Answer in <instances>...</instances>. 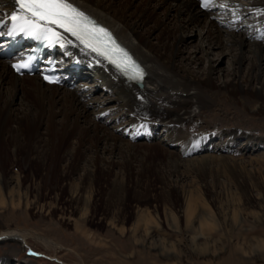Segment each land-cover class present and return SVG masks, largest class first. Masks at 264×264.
<instances>
[{"label": "bare ground", "instance_id": "obj_1", "mask_svg": "<svg viewBox=\"0 0 264 264\" xmlns=\"http://www.w3.org/2000/svg\"><path fill=\"white\" fill-rule=\"evenodd\" d=\"M68 2L107 26L126 46L132 56L143 65L146 71L145 78L132 80L128 75L123 76L105 59L86 48L70 33L56 26L52 27L59 33L56 41L59 44V55H63L66 59V63L62 64V69L65 70L67 76L72 77L70 81L73 82L71 83H77L80 89H66L71 86L70 83L64 86L50 85L38 75L20 76L12 70L10 59L0 57V153L1 150L6 151L7 157L10 158V164H8L10 168L16 169L20 166L21 149L24 148L23 143L27 141L28 135H38L37 145L32 144V147L30 145V149H28L26 163L45 171L52 155L50 154L52 142L55 137H59L62 142V146H60L62 147V157H60L58 179L65 182L67 178H71L72 173L84 171L81 176L80 189L69 197V202L74 210L79 208L82 210L81 206L84 202V212L88 213L93 197L85 198V188L89 186L94 191V178L98 162L101 164L99 166H102L104 170L107 169L106 172L113 176V186L110 191H115L119 187H124L122 182L116 183L120 178L114 171L115 167L120 168L121 163L124 162L121 161L123 158L129 159L140 154L144 158L158 156L159 171L165 175L169 174L171 177H178L185 168L191 167L192 163H208L209 160L226 163L227 160L228 164L230 159L235 161L234 158L225 154L232 150V144L236 142L237 137L242 136V132L237 128L224 135L218 134L222 138V144L212 143L213 136L205 134L209 130L205 133L200 132L194 136L197 137L194 139L189 131L196 130L197 117L202 118L205 114L207 117H215L216 110L204 113L206 109L212 108L215 104L221 103L233 110L232 106L239 105L246 108L249 113H264V78L260 73V62L264 59V36L262 38L259 36L260 30H264V17L256 19L261 22L259 24L261 27L259 26L257 32H254L251 26L249 29L234 33L231 30L239 27L235 21L242 14V10H239L237 2L234 1L223 0L219 1V6L217 5L219 9H231V16L229 15L228 19H226L227 13L221 14L217 12L218 9L211 11V7H209L203 10L199 5V0H68ZM251 8L252 11L262 14L264 0L254 1L251 3ZM16 10H18V5L14 3V0H0V20ZM171 16L179 19V23L173 26L170 23ZM182 28L190 32L201 28L205 31L204 35L209 44L217 48L226 37H229L233 47L239 50L236 56L239 66L242 65L243 50L246 48H249L250 52L254 54L257 63L252 64L248 75L241 77L237 72H234V77L231 80L218 84L213 76L216 71V66L213 63L210 64L208 71L201 76L200 72L198 73L191 67V57L189 61L182 57L183 40L178 34ZM189 39L192 40V38ZM89 78L94 79V89L86 82ZM254 81L259 84L258 87L253 86ZM97 89L105 91L106 98L92 97ZM17 100L22 105L15 109L14 105ZM254 101L258 105L249 107V102ZM236 106L235 108H238ZM91 109L94 111L92 112ZM111 110L116 114L110 119L112 126L98 123L97 120L100 118L111 116ZM93 116L94 118H92ZM42 127L45 132H42ZM183 128H185V132H182ZM154 130L162 131L161 136H166V142H151L160 137L159 134H155ZM201 134L205 135L198 137ZM141 140L144 141L141 142ZM86 141H91L90 146H86ZM135 141L138 143H133ZM258 144L263 145V141H259ZM60 147L57 149H61ZM173 147H180L184 154L180 155L179 151L172 150ZM213 150L219 152V157L200 155ZM79 151L82 152V156L77 161ZM192 154H199L203 158L200 159L197 156L186 161L182 160L184 155ZM56 163L55 161V165ZM232 164L234 163L232 162ZM4 166L6 164H0L1 206L5 205L9 197L12 204L16 200V195L20 198L19 191L10 190L7 192L10 181L16 180L20 185L24 180L23 172L18 173L16 178L9 177L7 168ZM41 174L43 173L41 172ZM122 174L124 175V173ZM29 178L34 180L35 175L31 174ZM39 178H42V175ZM170 180L167 179L165 182L173 185ZM39 186L34 188L35 200L40 198ZM111 194L112 196L110 195L105 203L106 210L102 214L101 220L124 235L127 229L116 223V219L121 218L116 214L121 212L120 202L118 203L116 196ZM21 200L23 201V199ZM183 202L186 207V211L183 213L186 225L194 230L192 217L195 205L186 196ZM145 214L138 211L134 228L127 230L134 235V241L140 243L144 241V238L151 237L156 229L161 228L158 224L159 221L154 220L151 213V216L148 215L153 220L147 219ZM63 215L61 218L64 221L74 219H72L71 213L63 212ZM178 218L173 216L174 223H179ZM206 222L207 220L201 217L200 230L208 224ZM154 228L156 229L154 230ZM76 229L81 230L83 235L86 233V229L81 227L78 222ZM140 229L144 231L143 236L137 234ZM30 234L20 229H3L0 231V243L14 241L24 247L25 243L30 245ZM90 239L91 242L97 244L96 238ZM160 241L165 243L164 239H160ZM43 243L49 250L56 251L57 258H59V249L54 242L44 239ZM151 244L154 247L157 246L156 241ZM97 245L106 248L108 242L99 240ZM13 256L15 255L12 253L4 254V257L0 258V264H10Z\"/></svg>", "mask_w": 264, "mask_h": 264}, {"label": "rangeland", "instance_id": "obj_2", "mask_svg": "<svg viewBox=\"0 0 264 264\" xmlns=\"http://www.w3.org/2000/svg\"><path fill=\"white\" fill-rule=\"evenodd\" d=\"M226 1L237 2L239 10H242L240 18L235 21L239 27L237 26L231 31L239 33L251 26L254 32L259 30L261 22L257 20L264 17V12L261 14L251 10V3L256 0ZM217 9V12L221 14L227 13L226 19L229 18V15L231 16V9L216 7L212 11ZM170 20L173 26L179 23V19L174 16H171ZM253 23L255 24L253 25ZM204 32L201 28H196L191 32L182 28L178 33L183 40L181 55L188 61L191 57L190 63L194 70L200 72L202 76L213 63L216 66L213 76L218 84L231 80L234 77V72H237L241 77L248 75L252 64L257 63L249 48L243 50L244 58L242 65L239 66L236 60L239 50L233 47L229 37V39L226 37L217 48L209 44ZM260 73L264 78V59L260 62ZM86 82L90 86L92 85L93 89L95 88L93 78H89ZM253 86L258 87L259 84L254 81ZM79 87L76 83V87H66V89L76 90L80 89ZM105 94V91L97 89L92 97L102 99L106 98ZM220 104H215L204 112L210 113L216 110L215 117H207L206 114L202 118L197 117V128L189 133L194 139L197 138L194 136L200 132L205 133L209 130L205 134L213 136L212 143L218 144L222 142V138L218 134L224 135L237 128L242 132V136L237 137L236 142L232 144V150L225 154L234 158L235 161L230 159L228 164L227 160L226 163L218 160H209L208 163L200 162L201 164L192 163L191 167L185 168V172L183 171L181 175L171 177L169 174L165 175L159 171L158 156L144 158L140 154L130 157L131 159L123 158L124 160H121L124 161L121 163L122 168L121 166L120 168L115 167L114 171L120 178L116 183L122 182L124 187L117 188L116 192L110 191L113 186V176L106 172L107 169L104 170L102 166H99L101 164L98 162L94 178V191L89 186L85 188V198L93 197L88 213L84 212V202H82V210L80 208V210H74L69 202V197L80 189L81 176L84 171L72 173L71 178H67L65 182L58 179L60 157H62V147H60L62 142L59 137H55L52 142L50 153L52 155L45 171L26 163L28 149H30V145L32 147V144L37 145L38 135H28L27 141H24V148L21 149L22 161L16 169L9 167L10 158L7 157L6 151L1 150L0 164H6L4 167L7 168L9 177L16 178L18 173L23 172L24 180L20 185L16 180H11L8 184L7 192L16 190L21 194L20 198L16 195L17 201H13L15 205L12 204L9 196L5 205H0V231L8 228L31 233L29 242L32 248L26 243L24 248L14 241H4L0 243V258L4 257L6 253H12L15 256L11 258L10 264H77L81 262L85 264H264V113H249L246 108L239 105H235L238 108L232 106L233 110L229 106ZM21 105L17 100L14 108H20ZM257 105L255 101L249 102V107ZM91 110L94 111V109ZM110 112L111 116L100 118L97 120L98 123L111 127L110 119L116 114L112 110ZM43 127L45 128V126ZM43 127L41 130L45 132ZM184 129L181 131L185 132ZM249 137L252 139L250 140ZM165 139L166 136L163 135L151 142H166ZM259 141H263V145L260 146ZM90 143L91 141H86V146H90ZM64 146L67 147V145ZM58 147L61 149H57ZM172 150L179 151L180 155L184 154L180 147H173ZM200 155L219 157L220 154L213 150ZM200 155H184L182 160L186 161L197 156L200 159L205 157ZM81 156L82 152L79 151L77 161ZM31 174L35 175L34 180L29 178ZM41 175L42 178H39ZM167 179H171L173 185L166 183ZM37 184L40 185V198L35 200L34 188L38 187ZM111 193L116 196L118 203L120 202L121 212L116 213L121 216L118 220L116 219V223L120 227L123 225L127 230L133 229L137 213L141 211L146 213L147 219H152L150 218L152 215L154 220H158L161 228L158 230L154 228L156 230L151 234V237L144 238V243H140L134 241V235L130 231L126 230L123 235L107 225L101 218L106 210L105 203L110 195L112 196ZM185 196L189 200L191 199L195 205L192 217L194 230L187 227L183 217V213L186 211L183 204ZM63 212L71 213L72 219H74L64 221L62 219ZM173 216L179 217V223H174ZM201 217L208 222V226L204 225L202 230L199 228ZM77 222L86 229L84 235L81 230L76 229ZM137 232L138 235L140 234L139 236L144 234L141 229ZM87 236L96 238L97 244L99 240H103L107 241L108 245L106 248L100 247V245L91 242ZM44 239L57 245L59 258H57L56 251L49 250L43 243ZM160 239H164L165 243ZM153 241L157 242L156 247L151 244Z\"/></svg>", "mask_w": 264, "mask_h": 264}, {"label": "snow or ice", "instance_id": "obj_3", "mask_svg": "<svg viewBox=\"0 0 264 264\" xmlns=\"http://www.w3.org/2000/svg\"><path fill=\"white\" fill-rule=\"evenodd\" d=\"M14 3L18 5V10L13 11L9 17L13 28L8 35H12L18 30L37 39H48L51 43L52 37L59 36V33L51 27V25H56L70 32L89 47H92L93 40L99 39L101 33L115 45V41L111 39V35L106 29L96 26L94 21L69 3L68 0H14ZM115 46L119 47L118 45ZM93 51H99V49L93 47ZM120 51L123 52V49ZM128 59L131 60L130 57ZM131 65L136 70L135 75L131 78H142L143 72L135 64V61H131ZM28 67V63L18 66V68Z\"/></svg>", "mask_w": 264, "mask_h": 264}]
</instances>
